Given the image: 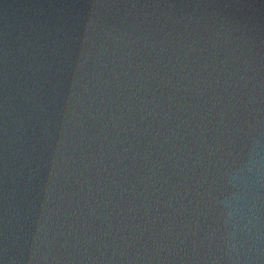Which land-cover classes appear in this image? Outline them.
<instances>
[{"label":"water","instance_id":"1","mask_svg":"<svg viewBox=\"0 0 264 264\" xmlns=\"http://www.w3.org/2000/svg\"><path fill=\"white\" fill-rule=\"evenodd\" d=\"M0 264H264V0H0Z\"/></svg>","mask_w":264,"mask_h":264}]
</instances>
